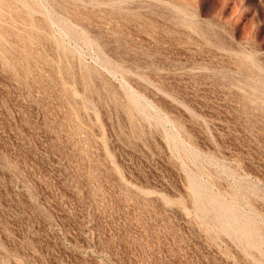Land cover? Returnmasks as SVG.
<instances>
[{
  "label": "rangeland",
  "instance_id": "1",
  "mask_svg": "<svg viewBox=\"0 0 264 264\" xmlns=\"http://www.w3.org/2000/svg\"><path fill=\"white\" fill-rule=\"evenodd\" d=\"M0 264H264V0H0Z\"/></svg>",
  "mask_w": 264,
  "mask_h": 264
},
{
  "label": "bare ground",
  "instance_id": "2",
  "mask_svg": "<svg viewBox=\"0 0 264 264\" xmlns=\"http://www.w3.org/2000/svg\"><path fill=\"white\" fill-rule=\"evenodd\" d=\"M192 183H193V180H192ZM194 183H195V182H194ZM196 188L199 189V187H197V186H196ZM201 192H203V191H201ZM204 194H205V193H204ZM195 197H196V196H195ZM214 199H215V198H214ZM201 201H202V200H201ZM214 201H217V200L215 199ZM217 202H218V201H217ZM203 205H204V204H203ZM206 207H208V206H206ZM209 209H210V208H209ZM245 219H246V218H245ZM240 221H242V220H240ZM250 222H251V221H250ZM217 226H218V225H217ZM228 226H229V225H228ZM218 232H219V231H218ZM236 233L239 234L241 237H242V236H245V234H244L243 232H241L240 230H238V229H236Z\"/></svg>",
  "mask_w": 264,
  "mask_h": 264
}]
</instances>
